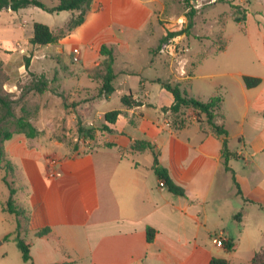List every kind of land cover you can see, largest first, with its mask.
I'll use <instances>...</instances> for the list:
<instances>
[{
	"label": "crops",
	"instance_id": "obj_1",
	"mask_svg": "<svg viewBox=\"0 0 264 264\" xmlns=\"http://www.w3.org/2000/svg\"><path fill=\"white\" fill-rule=\"evenodd\" d=\"M56 4L57 0L48 6ZM41 13L46 12L33 6L0 11V65L5 67L25 51L33 53L29 69L38 57L42 62L53 60L52 56L66 57L68 62L59 60L52 67L61 65L64 70H59L56 81L60 92L76 97L98 90L100 80L90 75L99 67L101 47L113 46L114 92L131 93L140 105H122L121 115L109 125L111 130L93 131V140L81 137L83 146L76 151L41 134L31 139L15 134L4 141L9 143V152L4 150L2 168L11 166L12 181L8 182L22 213L14 215L15 230L0 233L1 245L7 242L6 235L16 233L29 245L30 260H22L23 264H208L212 258L248 264L264 248V80L247 89L242 77L249 75L238 73L241 81L234 80L236 93L227 97L216 92L207 99H221L213 122L227 132L231 173L223 164L224 137L211 131L205 117L198 119L191 109L173 114L168 110L173 98L167 104L160 100L169 92L156 80L164 81L167 71L159 61H151L156 38L148 30L154 15L150 0H92L84 22L59 35L56 32L75 14L62 11L56 14L62 21L56 32L45 24L57 41L32 46L29 40L36 21H30L28 37L20 39L29 27L22 15ZM76 54L79 60L73 63ZM141 54L147 60L131 66ZM193 70L191 76L179 78L180 86L181 80L190 82ZM7 86L11 92L15 89L14 83ZM110 96L78 104L68 124L77 117V123L87 128L90 121L85 112ZM103 116L97 118L102 126ZM121 120L125 124L117 129ZM136 142L153 146L159 165L184 196L160 185L152 169L153 153L146 147L134 150ZM144 156L151 159L136 160ZM50 157L57 160L54 166L48 163ZM233 176L250 202L237 194ZM5 221L0 217V222ZM44 228L47 233L39 236ZM148 228L154 230L151 242L147 241ZM219 232L233 244L231 251L214 244L212 236ZM7 257L6 251L0 252V264H12L6 262Z\"/></svg>",
	"mask_w": 264,
	"mask_h": 264
},
{
	"label": "rangeland",
	"instance_id": "obj_2",
	"mask_svg": "<svg viewBox=\"0 0 264 264\" xmlns=\"http://www.w3.org/2000/svg\"><path fill=\"white\" fill-rule=\"evenodd\" d=\"M41 1L46 5L56 3V0ZM150 2L154 15L148 30L153 33L152 37L156 38L150 50L151 61H159L166 68L167 76L164 81L176 83L179 78L191 76L195 66L190 82L185 83L186 80H181L183 84L180 89L191 97H200L205 102L216 92L227 97L236 93L238 89L234 80L237 78L241 81L238 73L264 80V0H150ZM243 13L246 16L245 21L235 22V18H240ZM41 14L43 15H22L23 21L29 27H26L20 39H26L30 34L32 19L38 23L48 24L54 32L62 25L61 18L56 14ZM7 17L9 15L5 16V20ZM19 20L20 18L16 19V22ZM66 32L68 31L65 25L56 34ZM164 37L166 41L161 43L160 39ZM43 50L46 51L45 47ZM32 56V52L25 51L20 57H13L5 67L2 66L4 64L0 65V93L12 101L14 118L25 116L37 130H40L39 134L55 138L74 151L79 150L83 143L80 142L81 137L76 130L77 117L72 125L68 124V119L72 117V113L76 114L74 111L78 104L92 102L98 90L76 97L63 95L56 81L59 70L60 72L64 70L61 65H58L57 69L52 65H56L59 60L68 62L67 58L52 56L53 60L44 59L43 62L39 57L35 58L30 71L29 63ZM146 60L141 54L131 66L137 67ZM72 62L77 63L73 58ZM42 63L45 67H41ZM33 70H40L41 73H34ZM160 75H165L163 70ZM39 80L46 82V90L42 93L33 90ZM8 83L15 84L12 92L7 86ZM121 96L118 89L108 100L94 102L90 106L91 112H85L87 121H90V124L85 126L94 132L101 131L102 125L97 118L102 113L123 109ZM171 98L169 93H165L160 100L167 104ZM14 118H8L0 124V128L15 131ZM124 124L123 120L119 121L116 124L117 129ZM8 145L6 142L2 144L3 150L7 153ZM15 154H12L13 159L16 157ZM150 159V156L136 157L140 163ZM4 166L8 167V164ZM17 176L20 174L15 175V178ZM8 180L12 181L8 169H0V217L6 219L5 222H0V233L5 229L13 231L17 227L16 217L3 211L10 193ZM14 180L17 178H13ZM1 244L0 240V252L8 253L6 262L23 264L14 240Z\"/></svg>",
	"mask_w": 264,
	"mask_h": 264
},
{
	"label": "trees",
	"instance_id": "obj_3",
	"mask_svg": "<svg viewBox=\"0 0 264 264\" xmlns=\"http://www.w3.org/2000/svg\"><path fill=\"white\" fill-rule=\"evenodd\" d=\"M92 0H57V4L54 6H48L44 4L41 0H0V11L1 10H10L12 12H17L20 9H24L29 6H33L41 9L42 11L49 14H58L62 11H70L74 12V16L67 22L66 31H71L72 29L80 26L87 15V12L90 9ZM236 8H238L236 6ZM245 13L242 14L240 18H235V22L245 21ZM58 37L54 36L50 28L42 23H33V34L29 40L30 45L32 46H46L48 44H53L57 41ZM166 38L161 39V43L165 42ZM100 64L99 67L96 68L92 74V78H98L100 80V86L97 92V98H107L114 91L113 81L115 79V73L113 71V65L115 61V56L113 53V46H102L100 49ZM242 81L244 86L247 89H252L258 87L262 79L259 77L253 76H243ZM157 83L161 85L167 92L172 95L173 104L168 108L173 114L180 112L183 109H191L194 111L196 117L199 119L201 116H204L206 119V123L210 126L211 131L218 135L223 136V160H224V168L226 171L231 170L227 167V161L231 156L227 149V132L222 126H217L214 122V113L217 109L218 105L221 102L219 97L210 98L207 102H202L193 97H189L185 91L180 89V85L178 83H170L168 81L156 80ZM46 82L44 80H39L38 84L34 85L33 90H36L39 93H42L46 90L45 88ZM121 104L124 107H134L140 105L137 102L131 93L121 96ZM121 115V111H111L104 114L105 124L102 126V131H110L109 125L115 124L118 117ZM14 118V113L12 110V101L9 100L6 96H3L0 93V124L7 121L8 118ZM15 131H10L7 129L0 128V169L2 168V162L4 159V150L2 148V144L4 141L12 139L15 134H22L26 138L31 139L36 137L39 134L37 128L29 122V119L25 116H20L18 118H14ZM77 132L80 137L84 140H93V129L86 128L82 126L81 121L77 123ZM149 148L153 153L154 163L152 169L158 179L161 180L163 186H165L168 191L176 194L184 196V191L182 188L176 186L172 180L170 179L167 171L162 168L157 160V154L153 151V146L148 142H136L133 146L134 150H140L141 148ZM11 170V166L8 164L6 167ZM232 173V172H231ZM233 183L236 186L237 194L242 197L244 201L250 202L245 199L241 191L238 187V184L235 181L234 176L232 177ZM10 189V197L7 202L4 204V208L10 214L15 216H19L22 212L16 205L14 204V200L12 198L14 194V190L9 186ZM252 203V202H251ZM238 217V215L236 216ZM48 228H44L42 231L38 232V235H44L47 233ZM154 237V230L151 228L147 229V241L151 242ZM4 240H14L18 250L21 253L22 260L27 262L30 260L29 254V245L22 239L18 237L16 233L8 234L4 237ZM225 248L227 251H231L233 248V244L230 242H226ZM208 264H229L224 259L212 258ZM248 264H264V248L256 251L249 261Z\"/></svg>",
	"mask_w": 264,
	"mask_h": 264
},
{
	"label": "built area",
	"instance_id": "obj_4",
	"mask_svg": "<svg viewBox=\"0 0 264 264\" xmlns=\"http://www.w3.org/2000/svg\"><path fill=\"white\" fill-rule=\"evenodd\" d=\"M79 60V56L78 54H76L74 57H73V61L74 62H78ZM57 160L53 157H50L49 160H48V163L51 165V166H54V164H56ZM161 186H163V183H160ZM212 240L214 242V244L218 247H224L225 246V242H226V239L223 235L222 232H219V233H215L213 234L212 236Z\"/></svg>",
	"mask_w": 264,
	"mask_h": 264
}]
</instances>
